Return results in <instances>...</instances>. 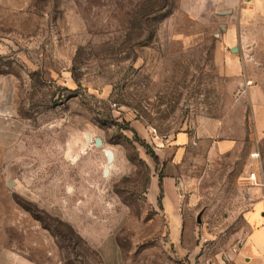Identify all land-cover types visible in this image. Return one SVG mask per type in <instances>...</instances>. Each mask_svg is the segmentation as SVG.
Masks as SVG:
<instances>
[{
    "label": "rangeland",
    "instance_id": "1",
    "mask_svg": "<svg viewBox=\"0 0 264 264\" xmlns=\"http://www.w3.org/2000/svg\"><path fill=\"white\" fill-rule=\"evenodd\" d=\"M217 9L207 0H0V74L15 79L18 125L0 145V264L14 254L103 264L97 246L109 237L123 264H189L158 203L166 174L182 199V245L198 246L196 257L229 259L261 225L245 217L264 203V136L254 127L264 10L243 19ZM214 124L235 144L228 154L196 149L197 129ZM182 133L192 149H159Z\"/></svg>",
    "mask_w": 264,
    "mask_h": 264
},
{
    "label": "crops",
    "instance_id": "2",
    "mask_svg": "<svg viewBox=\"0 0 264 264\" xmlns=\"http://www.w3.org/2000/svg\"><path fill=\"white\" fill-rule=\"evenodd\" d=\"M214 2L219 9L215 11L218 15L221 11H231L235 15L238 11L239 16H256L264 10V0H207ZM236 1L234 5H226L228 2ZM245 19V17H243ZM233 30L229 29L225 35V41L231 43L234 39ZM16 82L12 76L0 74V145L5 146L13 139V133L17 128L16 123ZM254 127L255 133L264 136V96H258L255 104ZM222 128L216 124L210 128L199 127L195 132L194 143L196 149H213L215 154H228L235 146L231 140H220L218 138ZM192 138L185 133L178 134L169 146H163L159 149H192L190 144ZM174 153V152H173ZM176 154V153H175ZM258 172L260 177V170ZM161 214L167 219L170 234V241L179 254L187 252L192 253L189 264H264V228L263 214L264 203L258 201L254 204L253 210L245 217L249 224H260L253 229L248 238L241 243L236 252L230 253L229 259L219 257H208L204 252L203 255L196 257L200 248L196 245L192 248H184L182 237L189 233L182 227V199L179 195L178 183L171 175L166 174L162 179ZM160 188V187H159ZM159 194V196H160ZM159 198V197H158ZM199 220V219H198ZM97 250L103 264H123L122 251L115 237L107 238V243L102 247L97 246ZM19 258V259H17ZM5 259V257L3 258ZM13 264H35L23 256L14 254Z\"/></svg>",
    "mask_w": 264,
    "mask_h": 264
},
{
    "label": "water",
    "instance_id": "3",
    "mask_svg": "<svg viewBox=\"0 0 264 264\" xmlns=\"http://www.w3.org/2000/svg\"><path fill=\"white\" fill-rule=\"evenodd\" d=\"M230 13H231V11H221L218 14L219 15H228ZM237 50H238L237 48L233 49L234 52H236ZM96 143H97V146H99V147H101L103 145V142L101 139H97ZM105 153L107 155V163H108V165H111L115 159V154L111 150H106ZM109 173H110V171H109V168L107 167L106 172H105L106 176L109 175ZM199 222H201L200 218H199Z\"/></svg>",
    "mask_w": 264,
    "mask_h": 264
},
{
    "label": "built area",
    "instance_id": "4",
    "mask_svg": "<svg viewBox=\"0 0 264 264\" xmlns=\"http://www.w3.org/2000/svg\"><path fill=\"white\" fill-rule=\"evenodd\" d=\"M163 139H167V137L164 136ZM252 157L254 159H257L259 157V153L253 154ZM246 180L252 185L257 184L258 181L260 180L258 172L252 171L250 174H248V176L246 177ZM262 227L264 228V223H263ZM234 252H236V249H234Z\"/></svg>",
    "mask_w": 264,
    "mask_h": 264
},
{
    "label": "trees",
    "instance_id": "5",
    "mask_svg": "<svg viewBox=\"0 0 264 264\" xmlns=\"http://www.w3.org/2000/svg\"><path fill=\"white\" fill-rule=\"evenodd\" d=\"M153 157H154V159H155L156 161H158V158H157V157H155V156H153ZM159 187H160V190L162 191V182H161V181H160ZM161 199H162V193L160 194V196H159V198H158V203H159V204H161Z\"/></svg>",
    "mask_w": 264,
    "mask_h": 264
}]
</instances>
